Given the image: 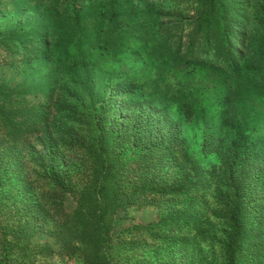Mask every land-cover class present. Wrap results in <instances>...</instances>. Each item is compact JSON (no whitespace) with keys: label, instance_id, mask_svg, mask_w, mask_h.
Returning a JSON list of instances; mask_svg holds the SVG:
<instances>
[{"label":"trees","instance_id":"16d2710c","mask_svg":"<svg viewBox=\"0 0 264 264\" xmlns=\"http://www.w3.org/2000/svg\"><path fill=\"white\" fill-rule=\"evenodd\" d=\"M28 9L41 23L27 17ZM11 12L6 26L0 21V264L55 258L116 264L121 242H130L127 251L143 245L134 232L157 243L182 228L176 208L159 222L116 233L118 216L163 197L199 202L198 191L212 181L220 210L185 229L210 230L202 225L209 220L224 224L225 264L264 257V105L245 101L244 112L238 108L252 88L264 102V0H0V20ZM143 14L162 39L152 52L167 44L171 64L165 65L220 70L202 91L209 97L214 90V102L198 96L184 100L178 113L168 105L154 111L139 91L141 78L110 81L114 71L103 65V54L122 52L128 31L107 32ZM40 64L48 67L40 91L6 82V65L32 70ZM89 65L87 80H102L111 92L86 102L77 95L85 81L77 72ZM212 104L219 110L209 115ZM200 112L201 153L214 156L210 165L185 149L184 123ZM14 176L26 183L10 194ZM15 211H22L16 220ZM38 232L55 243L35 240Z\"/></svg>","mask_w":264,"mask_h":264},{"label":"rangeland","instance_id":"374dc122","mask_svg":"<svg viewBox=\"0 0 264 264\" xmlns=\"http://www.w3.org/2000/svg\"><path fill=\"white\" fill-rule=\"evenodd\" d=\"M251 1L254 2V0ZM144 11L147 12V10ZM26 13L30 20H37L38 23H41V21L37 19V13L34 10L28 9ZM13 15V12L10 14H4L0 21L6 26L8 20H10ZM150 19V15L147 14L141 16L136 15L135 18L132 17L131 19H128L129 22L120 21L119 27L116 30H110L107 32V36L110 37L117 31H128L125 36L126 38H124L125 41L122 46V52L116 55H112L111 53L103 54V58H105V63H103V65H106L109 69L114 71L110 77V81L115 83L120 78H125L127 76L141 78L140 80H143L145 84H142L143 88L139 91L145 94L143 98L153 105L152 109L154 111H158L161 107L168 105V108L171 111L178 113L179 105L181 106L184 100L188 102L195 101L198 96V100L205 97L204 99H207L208 102H214L217 98L214 90L208 92L210 94L209 97L205 96V93H202V91H205L203 90L205 86L211 85L212 79L219 75L220 70L207 66L200 71L192 73V71L189 72L184 68L179 67L180 65L177 67L173 65H165L166 62L167 64H171L170 53L167 49L166 43L158 51H155L154 53L152 52L154 46L161 44L162 39L159 34L152 32V23L149 22ZM33 22L28 23L27 26L29 27ZM102 49L106 50L105 48ZM96 55L98 56V53L95 50L92 52V58L95 59ZM87 67L84 69L82 68V71L77 72L80 78L85 80L84 84H80L77 88L79 100L89 102L92 99L99 100L103 94L109 96L111 89L105 86L102 80L97 79L94 82H89L87 80V76L91 75V71L94 68L92 65H89L88 68ZM37 68H39L40 71H38ZM4 69H6L4 77L9 85L13 87L16 86L24 91L31 89L40 91L42 85L44 86L42 83L44 80L43 75L46 74L48 67L44 64H40L37 65V67L36 65H33L32 70H26L23 68L12 70L9 65H6ZM61 74L62 73L60 72L56 73L57 77H60ZM72 77L74 76L69 75V78ZM44 82H46V80ZM68 82L77 87L73 80L70 79ZM47 83H49V81H47ZM250 84V87H253L252 83ZM222 85L223 83L218 87L221 92L224 89L221 88ZM243 85H241V90H244ZM245 96H247L248 99L244 100V93L243 96L238 98V108L240 111L244 112L245 101L250 102L251 104L256 101L261 107L264 105V102L262 101L263 97L260 95L259 89L252 88L250 92L245 93ZM209 107L210 108L207 109L209 115L215 114L219 110V106L216 104H212ZM201 114L202 113L200 112L192 121L184 123L187 134L185 149L204 165H210L214 161V156L201 153L205 127V123L202 121L203 114ZM218 115H214L215 121ZM199 116L200 118L198 119ZM181 150V147L175 149L178 154L182 152ZM171 161L172 158H166V162L170 163ZM25 183V178H17V176H14L11 184L14 187H10L8 192L10 194L15 192V188L23 187ZM216 186V182L212 181L209 185L202 187L197 194L199 196V202L192 201L191 196L180 200L163 197L157 205L154 203H147L140 208L131 207L127 213H122V216H118L116 220V233L129 226L138 225L136 228L139 229L141 225L159 222V219L164 212L169 211L170 208H176V212L179 215V223L182 228L170 237L161 234L160 236L163 240L161 239V241L157 243L150 240L149 236L146 237V235H144L143 237H140L141 232H134L132 238H137L139 243L144 242L143 245L139 247L138 250L135 248L127 251V246L130 245V242H121L115 252V258L117 259L115 263L225 264L226 254L221 242L224 238V224L217 222L216 220H209L208 224L202 225L204 227H211L210 230L197 229L195 226L192 229H185V226H191L193 222H198L199 218L208 216L210 219H213L214 213L220 210V206L215 200ZM20 194L22 195L23 192ZM67 198V209L72 210L74 201L71 196H67ZM186 211H188L189 214H192L193 217H189L185 214ZM19 212L22 211H15L11 218H15L16 220ZM34 239L41 242H48L50 244L55 243V238L44 232H38ZM1 245L2 243L0 242V246ZM144 246H148V248L143 249ZM249 259L250 264H264V257L259 259L251 254ZM36 262L37 264H62L58 258L49 261L36 259ZM67 264L80 263L72 260Z\"/></svg>","mask_w":264,"mask_h":264}]
</instances>
